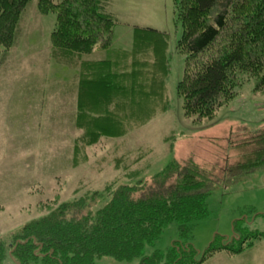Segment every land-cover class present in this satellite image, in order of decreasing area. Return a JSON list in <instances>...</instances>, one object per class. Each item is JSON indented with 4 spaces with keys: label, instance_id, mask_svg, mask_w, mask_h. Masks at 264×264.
<instances>
[{
    "label": "trees",
    "instance_id": "trees-1",
    "mask_svg": "<svg viewBox=\"0 0 264 264\" xmlns=\"http://www.w3.org/2000/svg\"><path fill=\"white\" fill-rule=\"evenodd\" d=\"M31 1L0 0V65L17 42L21 17ZM105 1L38 0L36 5L55 17L53 54L71 59L98 50L112 53L109 59L84 64L74 76L78 97L72 121L84 130L88 146L101 137L122 138L127 129L137 131L141 112H151L160 100L163 106L164 99L170 103L163 82L169 74L168 37L160 30L135 27L132 53H117L112 43L119 24L105 13ZM174 3L181 27L178 46L186 53L183 77L176 86L183 116L196 124L210 121L243 92L263 93L264 0ZM204 53L205 61L200 60ZM65 62L74 68L73 60ZM161 114L157 110L148 123L164 119ZM262 119L264 114L259 122ZM235 132L237 141H227V159L220 166L198 164L189 153L146 175L150 165L142 154L131 161L116 158L114 166L121 175L103 190L66 201L0 237V264H99L104 259L117 264H202L218 253L241 254L247 243L264 239V232L243 229V221L232 223L230 238L214 237L202 254L189 242L196 223L208 215L207 200L216 187H230L243 176L264 171V125ZM233 149L236 155L230 157ZM172 223L177 224L179 240L164 254L146 255L145 248H152Z\"/></svg>",
    "mask_w": 264,
    "mask_h": 264
},
{
    "label": "rangeland",
    "instance_id": "rangeland-1",
    "mask_svg": "<svg viewBox=\"0 0 264 264\" xmlns=\"http://www.w3.org/2000/svg\"><path fill=\"white\" fill-rule=\"evenodd\" d=\"M37 2L32 0L23 12L17 42L0 65V237L19 231L66 201L103 190L121 175L114 166L116 158L131 161L142 154L143 162L150 165L146 175L189 153L198 164L220 166L227 159V141H237L236 130H258L264 125V119L242 121L244 107L250 105L246 111L251 113L262 108L249 104L252 101L240 106L234 103L230 110L226 104L210 121L199 124L184 117L176 86L183 77L186 53L178 46L181 27L176 24L174 0H106L105 13L119 24L112 43L117 53H132L137 42L135 27L160 30L168 37L169 74L163 82L164 97L170 103L163 98L164 106L160 100L151 112H141L137 121L146 124L137 125V131L132 126L122 138L101 137L88 146L84 130L72 121L78 97L74 76L84 64L109 59L112 53L98 50L71 59L53 54L50 35L55 17L38 11ZM207 56L204 53L200 60ZM65 60H73L74 68ZM249 95L243 92L242 98ZM257 101L264 103V95ZM157 110L165 118L149 124ZM228 117L236 121H227ZM235 151L229 156L235 157ZM207 210L208 215L196 223L189 239L201 254L214 237L230 238L233 222L243 221L242 228L251 233L264 232V171L259 176H243L230 187H216L207 200ZM177 240L178 227L172 223L152 248H145V254H164ZM99 264L117 263L104 259ZM202 264H264V239L247 243L239 255L218 253Z\"/></svg>",
    "mask_w": 264,
    "mask_h": 264
},
{
    "label": "crops",
    "instance_id": "crops-1",
    "mask_svg": "<svg viewBox=\"0 0 264 264\" xmlns=\"http://www.w3.org/2000/svg\"><path fill=\"white\" fill-rule=\"evenodd\" d=\"M248 94V93H247ZM245 95H246V93H245ZM263 95H264V92L263 93H256V94H252V95H249V96H247L246 98H240L234 105H239V103H241V104H248V102H250V101H252V102H250L249 104H251V105H261L262 106V108L261 109H256V108H254V109H252V110H254V112L255 113H251V112H247L246 110L247 109H249L251 106L249 105V108H247V107H244V109L245 110H242L243 111V119H242V121H245V122H259V121H254V118L255 117H257V116H259L260 117V115H263L262 114V112H264V103H262V102H259V101H257V100H260L262 97H263ZM257 102H256V101ZM240 106V105H239ZM228 110H230V109H228ZM251 110V111H252ZM232 111H234L233 110V108H232ZM235 112V111H234ZM258 112V113H257ZM228 120H231V121H236V120H234V119H231L230 117H228L227 118V121Z\"/></svg>",
    "mask_w": 264,
    "mask_h": 264
}]
</instances>
